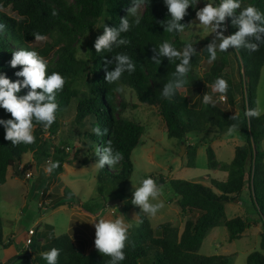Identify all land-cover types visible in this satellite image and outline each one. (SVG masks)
<instances>
[{
    "label": "trees",
    "instance_id": "trees-1",
    "mask_svg": "<svg viewBox=\"0 0 264 264\" xmlns=\"http://www.w3.org/2000/svg\"><path fill=\"white\" fill-rule=\"evenodd\" d=\"M215 2L218 4L220 0ZM241 5L242 8L252 5L264 12V0H241ZM130 6L131 0H0V24L5 25L4 30L0 31V74H5L13 82L22 80V77L15 75L21 67L10 66L12 53L21 49L34 50L48 62V75L58 72L66 81L63 90L56 94L59 107L55 122L46 129L42 124H36L34 144L12 145L4 139L5 129L0 125V188L6 184L10 172L13 177L24 178L19 167L28 154L36 168H40L39 182L60 179L65 165L72 164L68 147L62 141H56L61 127L60 117L75 105L74 122L85 127L83 138L88 156L82 160V166H87L91 161L97 163V147H103L109 141L122 154V159L114 167L105 165L103 169L98 168L99 204L92 206L89 202L81 203L73 192L65 188L62 199L52 205L50 203L46 209L79 206L85 212L98 216L111 198L118 197L123 202L124 212L135 210L139 216L138 225H132L128 230L124 249L126 259L120 264H229V256H207L201 254L200 250L205 239L217 227H225L229 242H234L241 239L243 233L253 225L243 217H226V205L240 201L243 192H247L257 217L256 222L262 225L259 250L247 256V264H264V151L259 148L264 140V114L258 118L244 115L246 110L257 107V87L264 69V44H260L257 51L230 48L241 72L242 104L238 113L230 111L236 109L238 101L229 71L228 55L218 51L217 59L209 63L207 45L191 58V70L186 77L188 83L169 101L162 98L161 92L163 85L172 79L179 60L162 58L161 64L157 65L152 61L155 54L153 49L168 41L182 51L187 42L182 39V33L164 32L161 24L170 19L164 0H146L139 14L140 24L133 23L131 30L122 34L130 41L128 45L114 47L110 53H97L94 48V42L103 34L104 26L118 27L121 18L128 16ZM53 9L57 10L58 15H52ZM199 9L195 0L181 23L192 21ZM128 19L130 22L134 20L131 16ZM237 30L229 18L226 21L227 36ZM95 31V40L89 45L87 57H80V39ZM36 32L47 37L44 45L36 44L33 36ZM120 53L127 54L133 60L136 70L131 74L125 72L117 84H109L105 80L104 60ZM203 63H207V69L200 73L199 68ZM114 67L113 63L109 70ZM218 77L224 78L229 85L225 102L219 100V93L212 91ZM118 86L134 91L140 103L157 107L166 125L167 136L186 145V167L196 166L197 151L204 144L208 167L228 174L225 181L213 179L210 185L184 179H164L163 175L159 177V183L176 197L181 214L198 212L195 219L186 220L182 231L171 222L160 224L156 231L148 215L132 204L133 198L126 197L125 186L134 172L132 154L143 143L145 128L124 115L125 103L118 107L117 96L123 95V92L115 91ZM27 91L22 89L18 95H25ZM204 92L215 98L214 106L192 103L195 96ZM234 115H238L239 119L232 120ZM11 118L10 113L0 108V119ZM234 123L238 125L236 132L242 136L244 144L236 147L231 163L222 164L217 160L211 144L227 134L228 127ZM96 126L102 131L106 128L107 134L97 136L92 131ZM189 135L195 136L196 143L187 142ZM50 162H59V167L48 174L44 168ZM151 178L156 181L155 177ZM0 245H12V240L5 241L1 214ZM52 248L60 249L58 264H109L110 260L96 248L84 254L69 234H62L43 244L33 236L29 252L35 257L30 256L31 264H47L42 253Z\"/></svg>",
    "mask_w": 264,
    "mask_h": 264
},
{
    "label": "rangeland",
    "instance_id": "rangeland-1",
    "mask_svg": "<svg viewBox=\"0 0 264 264\" xmlns=\"http://www.w3.org/2000/svg\"><path fill=\"white\" fill-rule=\"evenodd\" d=\"M69 2H73V0H69ZM208 2L211 0H197V5L201 9ZM143 9L142 6L139 14L142 13ZM6 12L13 15L9 9H6ZM185 25L187 27L181 34L182 39L194 44L197 52H201L204 46L214 39V34L200 26L196 17ZM95 34L96 31L80 39L78 44L80 57H87L89 45L95 40ZM224 35L227 36L226 31H224ZM45 41H37L36 44L42 46ZM226 53L229 58V71L236 87L238 101L236 109L232 108L230 111L238 113L242 104L241 72L231 49ZM206 69L207 63H203L199 72L203 73ZM204 94L205 92L195 96L192 103L200 106L203 103ZM213 100H215L214 97ZM116 103L119 108L122 103H125L124 115L145 128L143 143L132 154L134 172L125 186L126 197L133 198L134 188L140 186L142 179L151 176L156 178L158 185H161L159 183L161 175L164 179H184L204 185H210L213 179L218 181L226 179L227 173L214 171L208 167L204 144L197 151L196 166L194 168L186 167L187 149L183 155H180L181 146L184 144H180L176 139H170L167 136L166 125L160 117L157 107L140 103L134 91L124 88L123 95L117 96ZM256 108H259L261 115L264 114V69H262L257 87ZM75 114L76 106L72 105L60 117L61 127L56 141L57 143L62 141V144L68 147L67 151L72 164L65 165V172L58 181L39 182L40 171L32 181L13 177L10 172L6 184L0 188V214L3 219L4 238L5 241L12 240V245L8 247L0 245V264H31L30 256L34 258L35 254H31L25 246L28 231L31 228L36 231L34 237L39 238L41 243L49 241L54 236L70 235V230L74 229L76 241L79 244L90 245L87 251L91 253L95 249L93 222L99 218H123L125 223L130 226L138 225L139 216L136 211L124 212L123 202L118 197L111 198L105 208L98 213V216L85 212L79 206L69 208L66 205L49 210L46 209L47 205H43L42 208L39 206L40 202H50L52 205L62 199L65 188L76 194L81 203L89 202L93 206L101 201L97 192L98 167H96V162L91 161L87 166L81 164L82 160L88 156L83 138L85 127L75 124ZM187 142L189 144L196 143L195 136L189 135ZM242 144H244L242 136L235 131L231 135L227 133L215 139L211 145L217 160L222 164H229L234 158L236 147ZM259 148L264 151V140L260 142ZM30 160L32 157L28 154L23 163ZM176 201V197L164 186L163 194L158 200L152 201L153 203L163 202L164 204V207L154 217L148 215L152 227L156 231L158 226L165 222H171L182 231L187 219L197 217L198 212L181 214ZM226 217L227 219L243 217L250 222L257 220L247 192H243L240 196V203L236 200V202L226 205ZM245 234L249 236L229 242L227 229L217 227L205 239L200 253L207 256H229V264H247V256L251 252L259 250L260 236L254 225L247 229Z\"/></svg>",
    "mask_w": 264,
    "mask_h": 264
},
{
    "label": "clouds",
    "instance_id": "clouds-1",
    "mask_svg": "<svg viewBox=\"0 0 264 264\" xmlns=\"http://www.w3.org/2000/svg\"><path fill=\"white\" fill-rule=\"evenodd\" d=\"M146 0H131V6L127 9L128 16L120 20L118 27L104 26L103 34L98 36L94 42L97 53L112 52L113 48H119L130 43L127 38L122 37L123 33L131 30L133 23L139 25L140 9ZM167 6L170 19L162 22L161 26L167 33H182L187 25L181 23L188 14L187 10L195 0H164ZM239 10V11H238ZM52 15H58L57 10H52ZM134 18L130 22L128 17ZM199 25L214 34V39L206 46L209 55V63L217 59V52H227L230 48L237 51L246 49L257 51L260 44H264V12L257 7L248 5L242 8L241 0H220L217 4L215 0L196 12ZM231 19V24L237 28L234 34L225 36L226 21ZM5 25L0 24V31ZM35 41H45L46 36L39 32L33 34ZM152 61L160 65L162 58L169 61L179 60L172 79L163 85L162 98L171 101L176 93L188 83L186 77L191 70V58L197 54L194 45L187 42L183 50H177L170 42L164 41L153 49ZM105 80L109 84H117L125 72L129 74L136 70V65L127 54H117L111 58H105ZM115 67L109 70V66ZM48 62L34 50H17L12 53L10 66L12 68L21 67L15 75L23 79L10 80L5 74H0V108L11 114V119H0V125L5 129L4 139L10 141L12 145H31L35 143L36 137L34 129L36 124H42L46 129L56 120L58 104L56 94L62 91L65 85V78L58 72L47 74ZM228 82L218 77L213 85L212 91L220 94L223 99L228 91ZM22 89H28L25 95H18ZM116 92H123L124 88L118 86ZM205 105L213 104V97L208 93L203 95ZM248 118H258L261 115L259 108H252L245 111ZM232 120H238L239 116L234 115ZM238 128L237 124L228 127V134L231 135ZM97 136L106 135L108 130L103 131L99 126L92 129ZM99 157L96 167L103 169L105 165L114 167L122 159V154L115 150L109 141L103 147H97ZM59 167V162H50L45 169L51 174ZM163 194V186L158 185L151 177L142 179L139 187L134 188L132 204L138 206L143 213L155 216L164 207L163 202L153 203ZM95 227V248L104 256L110 257L109 264H120L126 259L124 249L128 241V230L131 227L126 224L123 218L108 219L101 217L93 222ZM60 249L52 248L42 253L47 264H58Z\"/></svg>",
    "mask_w": 264,
    "mask_h": 264
},
{
    "label": "built area",
    "instance_id": "built-area-1",
    "mask_svg": "<svg viewBox=\"0 0 264 264\" xmlns=\"http://www.w3.org/2000/svg\"><path fill=\"white\" fill-rule=\"evenodd\" d=\"M219 100L221 102H225L226 98H225V96L223 99H220V97H219ZM39 169L40 168H38V169L36 168V166L32 160L28 161L27 163H22L19 167V170L24 175V179L30 180V181H32L36 178L37 173L39 172ZM45 169H46V167L44 168V170ZM49 204H50V202H40L39 206L42 208L43 205H49ZM35 234H36V231L33 228H31L28 231V238H27L26 243H25L26 249H29V245L32 243V238H33V236H35Z\"/></svg>",
    "mask_w": 264,
    "mask_h": 264
},
{
    "label": "crops",
    "instance_id": "crops-1",
    "mask_svg": "<svg viewBox=\"0 0 264 264\" xmlns=\"http://www.w3.org/2000/svg\"><path fill=\"white\" fill-rule=\"evenodd\" d=\"M214 171H219V172H222V171H220V170H214ZM226 173V172H225ZM227 177H228V174H227ZM227 177H226V179H227ZM225 179V180H226ZM224 180V181H225ZM76 195V194H75ZM238 201V200H237ZM236 202V201H235ZM239 203H240V201H238ZM90 216V215H89ZM253 225H254V227L257 229V231L259 232V236H260V234H261V231H262V225L260 224V223H257L256 221H253ZM252 225V226H253ZM249 229V228H248ZM74 229H71L70 230V236L72 237V239L76 242V244H77V246H78V248L84 253V254H89L90 252L89 251H87L88 250V248H89V246L90 245H86V244H79L77 241H76V237H75V233L76 232H74L73 231ZM77 230L79 231V229L77 228ZM246 232V231H245ZM245 232L243 233V236L242 237H244V236H249V235H246L245 234ZM77 236V235H76ZM43 244V243H42Z\"/></svg>",
    "mask_w": 264,
    "mask_h": 264
},
{
    "label": "water",
    "instance_id": "water-1",
    "mask_svg": "<svg viewBox=\"0 0 264 264\" xmlns=\"http://www.w3.org/2000/svg\"><path fill=\"white\" fill-rule=\"evenodd\" d=\"M186 150V146L183 145L181 146V151H180V155H183V152Z\"/></svg>",
    "mask_w": 264,
    "mask_h": 264
}]
</instances>
